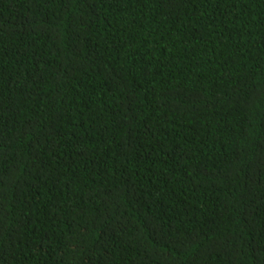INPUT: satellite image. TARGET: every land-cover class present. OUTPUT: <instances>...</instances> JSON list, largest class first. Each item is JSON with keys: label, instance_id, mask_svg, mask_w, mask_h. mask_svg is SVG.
Listing matches in <instances>:
<instances>
[{"label": "trees", "instance_id": "1", "mask_svg": "<svg viewBox=\"0 0 264 264\" xmlns=\"http://www.w3.org/2000/svg\"><path fill=\"white\" fill-rule=\"evenodd\" d=\"M0 264H264V0H0Z\"/></svg>", "mask_w": 264, "mask_h": 264}]
</instances>
